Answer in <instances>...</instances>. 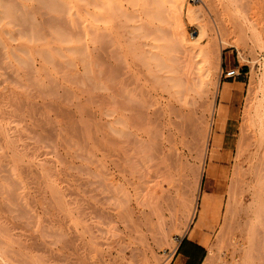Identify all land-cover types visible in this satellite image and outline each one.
I'll use <instances>...</instances> for the list:
<instances>
[{
  "label": "rangeland",
  "instance_id": "1",
  "mask_svg": "<svg viewBox=\"0 0 264 264\" xmlns=\"http://www.w3.org/2000/svg\"><path fill=\"white\" fill-rule=\"evenodd\" d=\"M0 1V66L3 65L0 68V85L2 86H0V91L3 92L6 86V88L11 87L10 90H12L14 85L16 93L20 95L24 93L21 90L22 86L30 84L33 102L37 104L33 110V119L28 118L24 121L22 120L25 119L23 115L25 110L17 111V107L12 109L9 107L7 110L16 116L13 119L18 122V118L22 116V122L18 123L23 124L19 125L15 121L16 123L12 125L10 121H5V124H8L5 128L13 132L15 126L17 128L18 125L19 132L23 131L21 134L26 133L27 126L30 130L33 128L31 130L33 133L29 134L33 137V147L41 148L40 152L31 155L32 158L26 159L25 157L19 163L21 168L28 166L27 163L32 165V167L24 168L26 171L24 174L27 176L22 175V180L13 177L8 171L11 166L9 158H7L9 160L7 163L6 159L1 163L0 218L2 221L0 224L3 226L1 231L5 229L8 232L5 236L0 235V250L4 253V248L5 250L10 249V251H5L3 259L10 264H19L18 262L23 259V262L28 259L27 261L32 263L35 258L39 259L37 260L39 264L43 261V263L46 262L45 264H101L102 261L104 264H132L134 258L132 256H138L137 253H139L132 249L138 246L137 248L143 251V254L151 262L153 261V264H170L177 247H170L167 242L170 241L178 246V239L191 232L192 229L194 230L196 224L200 231L197 240L207 248L208 255L210 248H214L219 257L218 264H244L243 251L240 252L239 249L244 248L247 242L246 232L254 225L256 229H263L259 226L261 221L255 218L258 214L251 211L252 199L250 193L247 192L246 184L241 189L240 185L242 186L243 181L238 180L242 183L238 184L240 189L236 185V171L239 169L237 167L240 166L241 169L247 170L250 164L244 159L240 163L234 159L236 143L241 135V128L245 124L244 116L248 113L249 106L254 103L258 107L264 97V0H241L242 2L236 0L240 2L238 5L245 10L241 9L243 13L237 14L238 18L243 20L245 16L249 22H247L249 25L247 28L250 29L247 45L242 49L231 46L223 49L218 31L219 20L215 14L216 12L218 14L216 10L221 9V4L228 5L230 8L233 4L229 3L234 0L230 2L229 0H214L217 4L213 2V5L216 4L215 7H219H216L217 9L214 7L215 10L211 4L212 7L206 2L204 4V0H194V2L185 0L183 25L188 41L190 40V43L193 46L196 45L198 49H202L210 43L212 38H216L221 55L220 63L213 76L215 80H219V87H211L210 97L204 100L206 105L203 103L199 107L192 104L194 108L188 105L186 110V112L198 110L197 115L201 117V121L212 125V129L214 128L208 145L211 159L208 157L205 169L212 166L217 170V175L211 177L206 172L201 178V188L199 186L198 192L196 190L197 181L190 175V194L194 196V199H198L196 216L191 224L188 223L187 217H183L175 230L171 229L168 224L162 232L156 227L160 233L157 232L155 226L151 227L150 231L154 233L145 232L148 235L144 236L146 237L142 242L144 244L139 243L130 247L125 255L120 252L118 246L111 248L107 246L111 240L109 239L111 236L106 233L108 222L105 224L106 221H100L96 217L97 214H94L95 210L101 207L97 202L100 198H98L99 192L96 191L99 189L98 179L104 175V172L106 173L104 177L110 175L111 172L113 173L111 176L115 178L130 177L132 179L129 156L134 158L133 153L139 154L136 157L142 161L144 146L141 140L149 137L153 139V142L157 140L156 113L160 111L159 109L162 110L160 106L165 109V104H168L169 95L165 88L167 84L172 83L170 77L175 75L171 71L172 66H169L173 64L170 61L173 59H171L173 54L171 45L168 44L173 20L169 12L164 14L153 12L152 5L159 0ZM161 1L164 2L161 6L166 8H169V3H172V0ZM212 8L214 12L216 11L215 13ZM198 9L202 12L205 24L207 23L209 28L210 25L212 26L208 36H200V30L198 26H195L198 23L188 17L190 13ZM220 15L221 13L218 14ZM12 17L15 18L11 21ZM154 26L162 27L163 31L161 33L155 31ZM157 33L159 35H156ZM196 37H198L197 41L193 39ZM22 51L26 55L21 53ZM28 53L31 59H28L30 58ZM9 54L13 62H9L6 58ZM32 59L34 62L31 61ZM198 60V58L195 59V63ZM238 67L242 68L240 76L234 79L221 76L222 70L225 73L227 70ZM193 72L197 73L196 68ZM239 80H243L244 84L236 83ZM227 85L231 88V95L224 98L222 92ZM5 91V94H8L9 90ZM130 91H132L131 95ZM197 97L196 95V99ZM176 105L179 106V104ZM219 108L225 109L229 114L226 120H231L226 138L225 132L216 130V119L219 118L216 113ZM172 119L165 128L169 127L170 132L175 135L176 144L180 151L182 150L184 157L191 161V166L198 165L195 149L193 152L184 145L182 135L178 134L176 125H173L176 118L173 116ZM253 131L259 142L258 146H260L261 136L252 127ZM215 137L221 139L218 144L214 143ZM40 138L44 140L42 144ZM166 145L169 146L168 142ZM262 148L264 149V146ZM262 148L258 150L257 157L263 154ZM230 153L232 159L229 156ZM121 157H123L122 161ZM118 161L122 163L124 172L116 168ZM244 161L247 164H244ZM130 163L132 165V161ZM8 164L9 166L5 168ZM102 164L105 167L99 166ZM106 167L109 169L107 170ZM125 169L130 172L127 171V173ZM27 170L30 173H27ZM246 178L248 180V177ZM231 189H238L237 193L240 190L239 197L246 207L236 219L242 227L238 228V224H234L232 233L234 236L231 238L234 239L233 242L236 245L232 244L217 251L215 247L218 235L226 223ZM257 194L264 197V188L260 183L257 185ZM117 211L119 212V210L111 212L118 215L120 212ZM118 221L117 226L119 225V229L124 231V225L120 223V219ZM245 222H248L250 226L247 227ZM88 241L89 243L84 247L83 245ZM9 246H14V249ZM12 250L19 252L18 254L23 259ZM100 251L101 253L103 251L104 256L106 255L102 261H100ZM150 251L154 254L152 255ZM130 252H132L131 255ZM1 255L0 253V264H6L2 261ZM27 256H32L33 261ZM136 259L139 261L142 257L134 258Z\"/></svg>",
  "mask_w": 264,
  "mask_h": 264
},
{
  "label": "bare ground",
  "instance_id": "2",
  "mask_svg": "<svg viewBox=\"0 0 264 264\" xmlns=\"http://www.w3.org/2000/svg\"><path fill=\"white\" fill-rule=\"evenodd\" d=\"M215 1L214 0H204L203 3L205 4V2H206L207 4H209L208 6H210V7L213 6V8H214L215 5L217 4ZM171 2L172 3H169L170 4L169 8H166L165 6L162 7L161 5H163L164 2L161 0H159L158 2H155V4L152 5V9H153L154 13H156V12L160 13L161 12L164 14L166 12H169L168 14L173 20V22H172L173 28L171 29L172 31H171V34L169 37L170 39L167 38L166 36L165 37H166V39H169L168 41L170 43H168V44L171 45V53L173 54L171 59L172 58L173 59L170 61H172L173 64L169 65V66H172V70L171 69L170 70L175 75L173 77L172 76L170 77L171 82H172L171 84L166 83L168 86H166L165 91L168 92V95H169L168 96L169 97L168 102L166 101L168 104L167 105L165 104V106H166L165 109L162 106H160V108H162V110L159 109L160 111L156 113V119L157 120H155V123H158V124H156V126H157L156 139L157 140L153 142V139H151V137H149L148 139L141 140V144H143V146H144V150L142 149L144 151V156H143L144 159H142V161H140L139 158L137 159V157H136L137 155L139 156V154L135 155V153H133L134 158L137 159V161H135V159L133 157L129 156L130 158L128 159V161H129L130 166L132 167V169H131L132 172H130L128 170L127 171L130 172L131 175L133 176L132 179H130V177L129 178L124 177L123 179H121V178L118 179V178L111 176V175H113V173H111V172H110V175L108 174L107 177L105 176L106 178L104 177V175L106 173L102 172L104 175L101 173L103 176L99 177V179H98L99 189L96 191L99 192L98 198L99 197L100 198L97 199L98 200L97 202L100 203L101 207L100 208L98 207L99 210L96 208L97 210H95L96 213H94V214H97L96 217L100 221H102V222L106 221L105 224L108 222L107 223L108 224V230H106V229L105 230H106V233H108L111 236V238H109L111 240L108 244L106 243L107 246L109 248L118 246L121 250L120 252H122L124 255H125L126 250L129 249L130 247L136 246L139 243L141 245L144 244V243L142 244L144 239H146V237L144 238V236L148 235L145 232L147 231L149 233V231L152 229L151 227L154 228V226H155V229L157 227V229L158 230L160 229V231L162 232V229L163 228L165 229V225L167 226V224H168V226L170 225L171 229L175 230L176 228H178L179 223L183 217H187L188 223L191 224V222L194 220V218L196 216L198 199L197 198L194 199L193 198L194 196L192 197V195L190 194V189H189L190 188V186H189L190 175H192L193 178L197 181V185H196V186H198V187H196L197 192L199 191L201 178L203 177V175L206 172L211 177H215L217 175V170H215L214 167L209 166L207 170L205 169V166L207 164V160L209 157L208 145H209V142L212 138L211 133H212V130L214 128L212 129V125L207 124L206 122L204 123L203 121H201V117H199V115H197L198 110L193 111L191 109L194 108V106L192 104L198 105L199 107H200V105H203V103L206 105L204 100L207 99L208 97H210L209 93L211 91V87H216V88L219 87L218 86L219 80H217V79L215 80V78L213 76H214V72L216 70V67L219 65L220 60H221L220 51L218 49L216 38H212L210 43L202 49L201 48L198 49L196 47V45L193 46L190 43V40L188 41V39H187L188 37H186V35L184 33L185 27L183 25V19H184L185 13L183 11V5H184L185 0H172ZM213 2L216 4L213 5L214 4ZM229 2H230V0H229ZM239 3L240 2L234 0L232 3H229L230 5L233 4V6H231L230 8L228 7V5L225 6L224 4H221V6H220L221 9L216 10V11H218V14L221 13L220 16H218L216 11H215L216 13L214 12V10L217 6L214 8V10L212 8V11L216 14V17L219 20V21L217 20L219 23V26H218L219 30L218 31H219V35H220L219 37H221V42L223 43V44L220 43L221 45H223V49L228 48L229 46H231L233 48H238V49L241 48L242 49V47L244 48L247 45V39H248V34H249L248 31H250V29L248 30V28H249V25H247L248 20L245 16H244L243 20H240L238 18L237 14L241 15V13H243V11L241 10L243 7L238 5ZM205 7H206V5H205ZM207 8H209V7H207ZM217 8H219V7H217ZM243 10H244V8H243ZM200 11L201 10H199V9L197 11L195 10V12L190 13L188 15V17L190 19H193L195 22L198 23L195 26H198V28L200 30V36H202V35L208 36L209 29L211 31L212 26L210 25L211 23H209V25H210V28H209L207 23L205 24V21L203 19V15L201 14L202 12H200ZM14 12H16V11H14ZM6 14H8V12ZM254 17H256V16H254ZM14 18L15 17H12L11 21ZM250 18H252V17H250ZM20 19H22V18H20ZM16 20H15V23H16ZM22 22H24V21L22 20ZM105 23H106V21H105ZM168 23H169V21H168ZM11 24H12V22H11ZM247 26H248V28H247ZM251 26L252 25H250V27ZM154 28H155V31H159L160 33H161V31H163V29H161L162 27H160V26H156V27L154 26ZM212 30H214V29H212ZM22 31H23V29H22ZM261 32H262V29H261ZM5 33L8 34V32H5ZM156 35H159V34L157 33ZM229 36H230V38H229ZM253 37H255V36H253ZM62 38H64V37L62 36ZM193 39L195 41H197L198 37L193 38ZM255 39H256V37H255ZM29 41H31L30 37H29ZM17 50H19V49H17ZM45 50H46V48H45ZM21 53H24V51H22ZM28 55H29V53H28ZM29 57H30V55H29ZM6 58L9 59V62H13V61H11L10 54H9V56L7 55ZM197 58L199 60L195 63V59H197ZM28 59H31V57ZM31 61L34 62L33 59ZM31 61H29V63ZM45 62H46V60H45ZM99 65H100V63H99ZM2 66H0V68ZM109 67H111V66H109ZM194 68H196L197 73L193 72ZM171 71H169V72H171ZM141 74H142V72H141ZM0 77H1V75H0ZM13 78H14V76H13ZM113 79L115 80L114 77H113ZM30 80H32V78ZM155 80L156 79H154V81ZM3 81L5 82V80H3ZM14 82H16V81H14ZM17 82L19 83L18 80H17ZM15 85L17 86V83ZM29 85L30 84H24L22 86L23 88L21 87L22 88L21 90L24 91V93L20 94V95H18L16 93V91L14 89V85L12 86L13 87L12 90H10L11 87H9V88H6L7 86L5 87V90H9V91H7L8 94L7 93L5 94V92H6L5 90L3 92L0 91V93L1 92L3 93V94L2 93L0 94V115H1V119H0V166H1V163L4 162L5 159H6L5 161L7 163L9 161V160H7V158H9L11 160L9 162V164L11 166L9 167L10 169L8 168V171L10 172V174L13 177H16L19 179H21L23 177L22 175H26V174H24L26 172V171H24V168H27L28 166L32 167V165H29V163H27L28 166L25 165V166H23V168H21V166L19 164L20 162H22L21 160L25 157H27L26 159H28V157H31V155L33 153L35 154V152H40L41 148H34L33 147V142H32L33 137H31L29 135L31 130H33V128L30 127L31 128V130H30L29 126H27L26 129L24 127V129L26 130V133L21 134V133H23V131L19 132L20 129L19 130L17 129V128H19V126L17 124H15V125H17V128L15 126V129L12 132L11 130H7L5 128V125H8V124H5V121H7V122L10 121L12 123V125L17 122L16 120L13 119L16 116H14L12 114V112H9V110H7L9 107H10V109L17 107L16 108V109H18L17 111H19V110L24 111L25 110L24 112L22 111L24 113V114L23 113L22 114L24 115V118H25L22 121L27 120L28 118L29 119L31 118V120L33 119V110H34L35 106H37V104H36V102H33V100H34L33 96H32L33 94H31V90L29 88V87H31V85L30 86ZM157 85H159V84H157ZM164 87H165V85H164ZM120 90H121V88H120ZM263 91H264V88H263ZM131 92L132 91L129 92L130 95L132 94ZM222 94H223L224 98L228 97L229 94L231 95V88L228 87V85H227L224 88ZM193 95H195V96H193ZM196 95L198 96L197 99H196ZM200 101H202L201 102L202 104L200 103ZM176 104H179V106H177ZM159 105H161V104H159ZM188 105H190V106L192 105L191 106L192 108L189 106L191 108V109L189 108L191 111L186 112ZM151 106H152V104H151ZM259 107H260V109H259ZM147 108H151V107H147ZM43 112H45V111H43ZM146 112H147V110H146ZM216 114L219 117L218 119H216V130H218L222 133L226 132V125H227L226 124V121H227L226 117L229 114L223 108H221V109L219 108L217 110ZM154 115H153V117H154ZM173 116H174V118H176L175 124H173V125H176L175 128H177L178 134L182 135V137H183L182 142L191 151H193L194 149L196 151V160L198 161V165L195 164L194 167L191 166V164H190L191 161L184 157V154L181 152L182 150L180 151L178 145L176 144L175 135L170 132L171 130L169 129V127H167L168 129L165 128L166 124L168 125V123L173 120L172 119ZM148 117L152 118L150 116H148ZM244 117H245L244 118L245 124H244V126L241 125L242 126L241 135L239 137V140L236 143V155H235L234 160H236L237 162L240 163V161L244 159V160L248 161V163L250 165L248 164L249 167L247 165V167H248L247 170L241 169L240 166L237 167L239 169L236 171V176H237V182H236L237 184L236 185L238 186V189H240V188L242 189V187H244V185L246 184L245 186H247V192L250 193V195H251L250 197L252 199L251 206H250L251 211L252 212L254 211V213L256 212V214H258V215H255V218L257 217V220L261 221L259 223V226H261V228L263 230L256 229V227L254 228V226H256V225L251 226V229L249 228V231L246 232L247 233V242L244 245V248H241L239 250H241L240 252L243 251L242 260H243L244 264H264V224H263L264 223V197L263 196L260 197L257 194V185L259 183L262 186V188H264V168L262 169V167H264V166L261 165V164L264 165V151L262 152L263 154L261 156L257 157L258 150L264 146V97H263L262 103H260V105L258 107H256V105H254V103L251 106H249V111ZM21 118H23V117L20 116L18 118V122L21 121ZM206 118H204V119H206ZM42 119H43V117H42ZM31 120H30V122H31ZM150 121H151V119H150ZM45 122H46V120H45ZM11 123H10V126H11ZM172 123H174V122H172ZM18 124L20 125L23 123H18ZM252 127L256 131H258L260 136H261V142H260L261 145L260 146H258L259 142H258V139H257L255 132L254 131L252 132ZM152 128L156 129L154 127H152ZM43 131H45V130H43ZM31 133H33V132H31ZM42 136H44V135H42ZM160 137H161V139H160ZM46 139H47V137H46ZM40 141L42 144L44 141L43 138H40ZM220 141H221V139L215 137V139H214L215 144H218ZM166 142H168L169 146L166 145ZM36 144H38V143H36ZM141 144H140V146H142ZM116 146H117V144H116ZM37 147H39V146H37ZM124 152L126 153V151H124ZM229 156L231 158V156H232L231 153ZM37 158H39V157H37ZM120 159L122 161L123 157H121ZM209 159H211V157H209ZM29 160H28V162H29ZM44 161H45V158H44ZM130 161H132V165H131ZM243 163L245 164L246 162L244 161ZM9 164L6 167L5 166L4 167L7 168L9 166ZM255 164H256V166H255ZM99 166L105 167L104 164L99 165ZM116 166H117L116 168L118 169V171L122 170L124 172V167H122V163H120V161H118L116 163ZM108 169L109 168H107V170ZM5 170H7V169H5ZM29 171L31 172L30 169H29ZM29 171L27 173H30ZM125 171H126V169H125ZM0 173H2L1 170H0ZM5 173H7V171ZM120 173H121V171H120ZM19 176H21V177H19ZM0 177H2V176H0ZM246 177H248V180H246L247 179ZM256 178H258V180H256ZM12 179H14V178H12ZM238 180L243 181V184L241 182H239ZM240 183L242 184V186L240 185ZM238 184L240 185V188H239ZM236 185H235V187H236ZM17 187H19V186H17ZM5 189H7V188H5ZM235 190L231 189V192H230V198H229L228 206H227V218L225 221L226 223L218 235V240H217L216 247H215L217 249V251H220L221 249H224L225 247L232 245V244L236 245V243L233 242L234 239L231 238L232 236H234L232 234L234 231V224L237 223L238 228L242 227L241 223L236 221V219H237V216L240 215V213H242V211L246 207L244 206L242 199L239 197L238 193L240 190L238 191V193H237V190H236V192H235ZM197 195H199V194L197 193ZM105 206H107V207H105ZM116 210H119V212H120L119 213L117 211L119 213L118 215L115 213L114 214L112 213L113 211H116ZM257 211H259V212H257ZM262 218H263V220H261ZM118 219H120V223H122L124 225V228H125L124 231L119 229V227H118L119 225L117 226V223L119 222ZM249 220H248V222H249ZM0 221H2V218H0ZM248 222H245V224L248 225L247 227L250 226L248 224ZM97 223H99V222H97ZM1 230H3V226H1V224H0V235L1 236L7 235V232H8L7 230L4 229L5 232L1 231ZM98 230H101V228H98ZM158 230H157V232H158ZM160 231L158 233H160ZM102 232H104V231L102 230ZM164 232H166V231L164 230ZM96 233H97V231H96ZM150 233H154V232L150 231ZM9 234H11V232ZM157 237H159V236H157ZM4 238L7 239V237H4ZM106 238H108V237H106ZM83 240L85 241V239H83ZM161 240H163V239H161ZM5 242H4V246L6 244ZM85 243L86 244L83 245L84 247L89 243V241L85 242ZM167 243H168L167 245H169L170 247H175V248L177 247L175 243H171L170 241ZM99 245H101V244L99 243ZM6 246H8V245H6ZM9 247L13 248L14 246H12V247L9 246ZM136 248H133L132 250L134 252L135 251L139 252V253H137L138 256L134 255L132 257H134V258H137V257L141 258L142 257V259L137 261V259L134 260V258H133V262H139V263H133L132 262V264H153L152 263L153 261L151 262V260L143 254L144 253L143 251L139 250L138 248L136 249ZM148 248H149V246H148ZM7 249L8 248H6V250H5V248H4V253H2L3 250H0V253L2 254L1 255L2 261H4L6 264H10L5 259H3V255L6 254L5 251H10V249L9 250H7ZM103 251H102V253L100 251V254H101L100 261H102V259L106 256V255L104 256ZM15 252H16V250L13 251V253H15ZM18 253H17V255H19ZM106 253H107V251H106ZM131 253L132 252H130V255H131ZM145 253H147V251H145ZM150 253H152V255L154 254L153 251L152 252L150 251ZM19 256L22 258L21 255H19ZM155 256L156 255H154L153 257H155ZM27 257H26V259H27ZM31 257L32 256H29L28 258L33 261L34 258H31ZM154 259H156V257ZM27 260H26V262H23L24 261V259H23L22 261L20 260L18 263L19 264H24V263L29 264L30 261H27ZM37 260H39V259L35 258V261H33L30 264H39V262ZM218 261H219V257L215 253L214 248L211 247L209 250V255H208L204 264H218ZM42 263H40V264H42ZM45 263H43V264H45ZM101 264H104V262L102 261Z\"/></svg>",
  "mask_w": 264,
  "mask_h": 264
},
{
  "label": "crops",
  "instance_id": "3",
  "mask_svg": "<svg viewBox=\"0 0 264 264\" xmlns=\"http://www.w3.org/2000/svg\"><path fill=\"white\" fill-rule=\"evenodd\" d=\"M236 83L244 84V81L239 80ZM230 121L231 120L227 121L225 138L230 130ZM205 194L213 195L214 193ZM199 235L200 231L195 224L194 230L192 229L191 232L186 233L179 239L177 249L172 255V261L170 264H204L208 257V250L197 240Z\"/></svg>",
  "mask_w": 264,
  "mask_h": 264
},
{
  "label": "built area",
  "instance_id": "4",
  "mask_svg": "<svg viewBox=\"0 0 264 264\" xmlns=\"http://www.w3.org/2000/svg\"><path fill=\"white\" fill-rule=\"evenodd\" d=\"M191 2H194V0H190ZM242 68L238 67L236 69H230V70H227L225 73L224 71L222 70V75H224V77L226 79H234L238 76H240V71H241ZM179 240V239H178Z\"/></svg>",
  "mask_w": 264,
  "mask_h": 264
}]
</instances>
